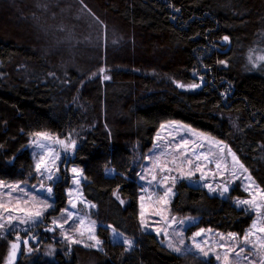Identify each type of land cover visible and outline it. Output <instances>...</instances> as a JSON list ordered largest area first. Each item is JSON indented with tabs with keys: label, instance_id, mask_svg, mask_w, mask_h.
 Here are the masks:
<instances>
[{
	"label": "trees",
	"instance_id": "1",
	"mask_svg": "<svg viewBox=\"0 0 264 264\" xmlns=\"http://www.w3.org/2000/svg\"><path fill=\"white\" fill-rule=\"evenodd\" d=\"M34 1L0 4L1 21L6 14L17 26H30L38 11ZM68 2L93 26V51H35L20 33L0 29V181H38L30 149L35 133L71 137L68 163L81 171L82 196L94 205L101 249L72 246L51 261L23 257L12 264H213L174 252L142 230L137 158L152 147L163 123L180 122L225 143L264 193V61L250 71L243 59L264 31V0ZM39 15L42 23H34L51 28V11ZM225 36L228 45L221 44ZM195 76L199 90L177 88L196 82ZM67 187L62 179L53 185L51 214L66 206ZM174 191L171 214L197 219L187 236L210 229L241 237L252 223L251 213L204 188L182 181ZM110 229L133 245L112 241ZM7 243L0 241V264Z\"/></svg>",
	"mask_w": 264,
	"mask_h": 264
},
{
	"label": "rangeland",
	"instance_id": "2",
	"mask_svg": "<svg viewBox=\"0 0 264 264\" xmlns=\"http://www.w3.org/2000/svg\"><path fill=\"white\" fill-rule=\"evenodd\" d=\"M12 1L0 0V4L10 5ZM68 1L36 0L34 5L38 8V11L29 20L30 26L25 23L27 27L24 25L17 26L16 21L13 22L10 17L7 18L4 14V21H1L2 16L0 17V29L11 28L20 33L21 40L24 42L29 40L28 43H33L34 48L36 47L35 51L43 52L45 50L51 53L52 47H54L52 48L54 50H58L59 47L65 48V50L66 48L77 50L79 46L93 51L95 49L94 41L96 40L94 33L91 31L93 26H90V23L83 18L82 10L74 11ZM39 2L44 3L47 9L39 8ZM58 7L60 9H57ZM47 11H51L49 17L51 28L43 30L39 28L38 23L34 22L42 23L43 15H39V12L47 13ZM14 14H16V11L12 13V16ZM60 24L62 26H58ZM93 25L95 24L93 23ZM79 28L84 30L81 31ZM89 32L91 36H89ZM221 44L228 45V41L224 39ZM243 53L245 69L255 71L259 63H262L259 57L264 56V31L257 34L252 46ZM44 57L48 58L49 53L44 54ZM195 77L196 82L182 83L181 85H184V87L177 88L187 92L199 90L201 79ZM104 80L108 79L104 77ZM192 84H198L199 87L191 88L190 85ZM49 136L52 139L33 136L30 141V149L35 166L43 155L47 161L46 167L51 169L50 173L44 172V175H41L38 172L39 179L33 184L4 183L0 181V203L7 205L9 209H13L5 212L0 208V223L5 224V228L0 229V241H8V251L3 264H12L23 257L31 260L39 257L51 261L54 260L56 253L64 250L70 251L72 246H79L85 250L101 249L102 242L96 236L98 224L93 217L94 207L85 201L82 196L81 171L68 163L73 148L65 150L63 146L55 142L56 136L51 134ZM61 140L69 143L72 138H62ZM183 141H187V144H183ZM38 144H43L45 147L40 148L37 146ZM177 145L181 146L177 148ZM48 149L53 151L49 152ZM56 155L59 158L53 163L52 159ZM137 160L135 181L139 187V222L143 231L154 234L164 246L174 252H177L174 250L175 248H179L180 251L177 253L193 254L203 260H210L213 264H264V248H260V244L264 243V232L259 231L260 228H264V193L225 143L208 134L194 130L186 124L170 121L159 127L152 147L142 157H138ZM218 164L219 167H217ZM73 168L79 170V176L72 172ZM49 174L52 175L51 180L47 179ZM153 176H156V180L152 179ZM165 176L168 177L166 181L163 180ZM61 179L68 183L65 191L67 202L58 214L53 215L51 214L54 211L53 185ZM75 180H79V183H74ZM182 181L192 187L204 188L210 195L230 199L235 206L251 213L253 219L250 227L241 237L232 234L236 237L235 239H232L230 234H222L210 229H201L187 236L186 229L195 224L197 219L189 216L178 217L170 212V203L175 194V187ZM16 185H19V189L14 192L8 187ZM209 185L212 190L208 187ZM49 187L52 189L50 193L47 191ZM168 188H171V192L164 196ZM233 192L236 194L235 197L231 196ZM114 196L124 206L125 201L117 194ZM141 197H143V200ZM161 197H164L163 200H161ZM253 197H255V206L239 203L241 200H252ZM17 199L21 200L20 207L33 211L41 210L43 215L34 224H20L18 220H14L9 224L7 222L9 215L20 218L25 217V212L15 210ZM25 200L28 201L27 204L23 203ZM42 203L50 205V207L45 210ZM72 203H75L76 207L73 208ZM65 210L72 213L67 223H64ZM142 212L143 216L141 215ZM54 220L57 223H64L63 229L54 225L52 223ZM142 220L143 224L141 223ZM81 221H83V224L80 223ZM50 228L53 230L48 231L47 229ZM198 232L201 233L200 236H196ZM65 234L71 240L80 242H70L69 239H65ZM246 234H250L249 240L252 243L243 241ZM17 235L20 236L21 241L16 240ZM89 235H94L99 244L96 243V240H89ZM110 237L112 241L121 242L127 247L133 245L132 239L120 235L113 229H110ZM24 240L28 241L27 246L23 243ZM125 240L131 241V246L125 243ZM12 242L19 243V249L15 257L10 260L9 253L11 252ZM196 244H200L208 255L205 256L195 246ZM169 245H172V247H169ZM241 248L244 251H240ZM237 252H239V256L236 255ZM226 254L227 260H225ZM217 255L220 259L216 258Z\"/></svg>",
	"mask_w": 264,
	"mask_h": 264
},
{
	"label": "snow or ice",
	"instance_id": "3",
	"mask_svg": "<svg viewBox=\"0 0 264 264\" xmlns=\"http://www.w3.org/2000/svg\"><path fill=\"white\" fill-rule=\"evenodd\" d=\"M176 10L178 11L179 9H176ZM224 39L227 40L228 37L225 36ZM259 59L262 60V61H264V56L259 57ZM222 63H223V61H222ZM101 71H103V69H101ZM105 79H108V77L105 76ZM177 87H184V85L177 84ZM190 87L191 88H196V87H199V85L198 84H192V85H190ZM34 135H36L37 137L44 138V139H52L49 136L48 133L40 132V133H35ZM55 142L58 143V144H60L61 146H63L65 148V150H68L70 148H74L75 147V141H70L69 143H65L64 140H61V139H58L57 138L55 140ZM182 143L183 144H187V141H183ZM37 146L40 147V148H44L45 147V145H43V144H38ZM180 146L181 145H177L176 147L179 148ZM48 151L51 152L53 150L52 149H48ZM58 158H59L58 155L54 156L53 159H52V162L54 163V161L56 159H58ZM233 159H235V157H233ZM189 163H191V161H189ZM46 164H47V161L45 160L44 156L42 155L40 157V159L38 160V162L36 163L35 170L37 172H39L41 175H44V172H49L50 173L51 172V169L48 168V167H46ZM42 167H43V171H42ZM217 167H219V164L217 165ZM72 172L75 173L77 176L80 175V172H79L78 169L73 168L72 169ZM47 179L51 180L52 179V175L49 174L47 176ZM152 179L153 180H156V176H153ZM167 179H168L167 176L163 177V180L166 181ZM74 183H77L78 184L79 183V180H75ZM8 187H10L11 188V191H13V192L14 191H17L19 189V185H16V186H8ZM208 187L210 188V190H212L210 185ZM47 191L50 193L52 191V189L49 187L47 189ZM225 191H227V189H225ZM169 192H171V188H168L167 189V191L164 193V196H167ZM9 195H10V193H9ZM25 195H27V193H25ZM163 198L164 197H161V200H163ZM33 199H35V197H33ZM117 199H119V197H117ZM141 199L143 200V197H141ZM23 203L24 204H27L28 201L25 200V201H23ZM121 203H123V201H121ZM239 203L255 206V197H253L252 200H241V201H239ZM20 204H21V200L17 199L16 200V208H15V210L21 211V212H25V217L24 218H20V217H16V216L9 215L7 217V222L9 224H11L12 221H14V220H18L20 224H27V223L34 224L36 222V220L39 219L43 215V213H42L41 210H35V211H33V210H30V209H25V208L20 207ZM71 206L74 208V207H76V204L75 203H72ZM92 206L94 207V205H92ZM42 207H43V209L46 210L48 207H50V205H47V204H43L42 203ZM0 208H2L5 212H9V211H12L13 210V209H9L7 207V205H5L3 203H0ZM65 213H66V215L64 217V223H67L68 219L71 218L72 213L71 212H67V210H65ZM141 215L143 216V212L141 213ZM52 223L54 225H56L57 227H60L61 229H63V227H64V223H57V221H55V220ZM80 223L83 224V221H81ZM141 223L143 224V220L141 221ZM253 227H255V225H253ZM4 228H5V224L4 223H0V229H4ZM47 230L48 231H52L53 229L50 228V229H47ZM259 231L264 232V228H260ZM200 235H201L200 232L196 233V236H200ZM249 235L250 234H246L243 237V241L244 242H246V243H252V241L249 240ZM230 236H231L232 239H235L236 238L232 234H230ZM65 239H69L70 242H72V243H79L80 242L78 240H71V238L68 237L67 234H65ZM88 239L89 240H96V238H95L94 235H89ZM221 239H223V237H221ZM16 240L17 241H20V236L19 235H17ZM124 242L127 243V244H129V246H131V241L125 240ZM23 243L25 245H27L28 241L27 240H24ZM96 243L99 244V241L96 240ZM85 246H90V245H85ZM195 246L198 249H200V251L203 252L205 256L208 255V253L204 251V249L201 247L200 244H196ZM253 246H255V245H253ZM169 247H172V245H169ZM221 247H223V245H221ZM18 248H19V243H17V242H12L11 243V252L9 253V259L10 260L15 257ZM260 248H264V243H261L260 244ZM29 250H31V249H29ZM174 250L177 251V252L180 251L179 248H175ZM240 251H244V249L241 248ZM236 255L239 256V252H237ZM216 258L217 259H220L219 255H217ZM227 259H228V257H227V254H226L225 255V260H227Z\"/></svg>",
	"mask_w": 264,
	"mask_h": 264
},
{
	"label": "bare ground",
	"instance_id": "4",
	"mask_svg": "<svg viewBox=\"0 0 264 264\" xmlns=\"http://www.w3.org/2000/svg\"><path fill=\"white\" fill-rule=\"evenodd\" d=\"M21 241V240H20ZM28 248H29V246H28Z\"/></svg>",
	"mask_w": 264,
	"mask_h": 264
},
{
	"label": "water",
	"instance_id": "5",
	"mask_svg": "<svg viewBox=\"0 0 264 264\" xmlns=\"http://www.w3.org/2000/svg\"><path fill=\"white\" fill-rule=\"evenodd\" d=\"M25 246H27V245H25ZM19 249V248H18Z\"/></svg>",
	"mask_w": 264,
	"mask_h": 264
}]
</instances>
